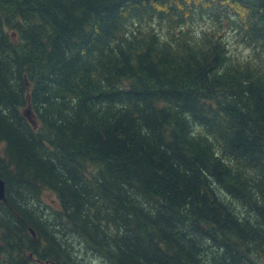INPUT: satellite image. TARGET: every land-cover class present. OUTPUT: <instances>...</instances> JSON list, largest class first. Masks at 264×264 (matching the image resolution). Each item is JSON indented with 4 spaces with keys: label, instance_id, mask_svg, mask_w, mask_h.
<instances>
[{
    "label": "trees",
    "instance_id": "1",
    "mask_svg": "<svg viewBox=\"0 0 264 264\" xmlns=\"http://www.w3.org/2000/svg\"><path fill=\"white\" fill-rule=\"evenodd\" d=\"M0 143V264H82L45 190L107 264H264V0H0Z\"/></svg>",
    "mask_w": 264,
    "mask_h": 264
},
{
    "label": "rangeland",
    "instance_id": "2",
    "mask_svg": "<svg viewBox=\"0 0 264 264\" xmlns=\"http://www.w3.org/2000/svg\"><path fill=\"white\" fill-rule=\"evenodd\" d=\"M214 19H200L198 18L194 22H189L187 26L191 30H193L197 35H201L203 32H209L214 34L215 26L213 25ZM228 24L219 26L218 32L222 34V38L224 40H228L230 44L231 52L234 54V57L239 58H251L254 55L252 48L248 47L246 43L239 42L240 35L236 34V31L229 28ZM164 34H166V30H162ZM5 147L4 143H0V149ZM40 201L29 200V202L34 206L37 210V213L46 220L49 219V223L53 224L52 231L58 232L57 237L60 240H66L69 244L73 245V249L75 253H73V257L77 259L82 264H107L98 252L94 251L89 242L79 235L78 233H74L59 225L58 221L53 220L55 217L53 213L60 208L58 204L57 195L50 190H45L42 193ZM52 221V222H50Z\"/></svg>",
    "mask_w": 264,
    "mask_h": 264
},
{
    "label": "water",
    "instance_id": "3",
    "mask_svg": "<svg viewBox=\"0 0 264 264\" xmlns=\"http://www.w3.org/2000/svg\"><path fill=\"white\" fill-rule=\"evenodd\" d=\"M7 198L6 181L0 177V201H5ZM151 264H159L153 262Z\"/></svg>",
    "mask_w": 264,
    "mask_h": 264
}]
</instances>
